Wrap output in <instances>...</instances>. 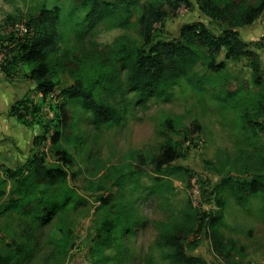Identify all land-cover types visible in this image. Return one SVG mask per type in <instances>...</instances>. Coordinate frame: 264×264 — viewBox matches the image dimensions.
<instances>
[{
	"label": "rangeland",
	"instance_id": "obj_1",
	"mask_svg": "<svg viewBox=\"0 0 264 264\" xmlns=\"http://www.w3.org/2000/svg\"><path fill=\"white\" fill-rule=\"evenodd\" d=\"M80 2L0 0V61L2 57L10 56L3 48L5 28L23 35L28 31L30 17L41 5L48 8L57 5L60 35L52 56L62 57L67 53L69 67L68 72L60 74L56 88L43 98L40 92H34L33 81L18 77L8 81L0 70V79L7 81V99L3 105L19 93L20 96L27 94L40 104L37 118L49 121L55 116L54 107L61 101V96L57 95L61 87L71 84L76 76L84 79L99 72L102 75L108 72L102 80L108 86L112 84L113 88H102L99 84L97 89L103 98L115 103L122 111L118 121L99 124L91 112L76 100L66 102L68 139L63 141V145L69 149L73 162L64 166L68 171L66 181L49 188V192L66 195L75 191L85 200L75 204L70 200L45 224L32 222L30 215L16 210L0 213V264H94L104 253H118L115 240L104 246L95 236L96 228L106 214L100 207L98 195L101 192L112 195L111 211L121 202H129L135 213L132 232L120 238L123 248L119 253L124 256V264H170L162 257L163 246L160 244L163 229L169 224L181 228L187 252L202 256L210 264H227L214 252L208 229L195 235L192 228L196 223L189 227L188 224L193 222L196 212L216 210L215 198L209 190L229 169L227 157L229 160L236 157L235 161L240 163L253 151H258L243 128L244 105L233 106L229 98L233 99L230 90L236 88H239V95L245 93L257 98L256 88L264 91V82L256 88L252 84L247 58L227 59L226 68L205 85L181 78L168 86L160 97L147 94L140 99L128 87L126 71L114 62L112 54L119 40L129 44L141 41V30L132 23L135 15L130 18V24H121L117 15L94 22L78 33L76 29L85 11ZM8 15L12 17L8 19ZM20 16L22 21L18 20ZM261 16L238 29L245 40H257L262 44L257 51L264 76V25L260 23ZM194 20L204 21L213 30L218 28L216 21L193 5L182 4L176 15L155 24L156 33L163 37H177L181 27ZM253 29H257L255 33ZM216 59H224L223 50ZM204 71L201 63L195 65L194 72L201 74ZM111 74L113 79L109 83ZM11 87L17 91L14 95L10 92ZM255 115L264 121V114ZM31 116V113L26 114L27 118ZM55 118L49 121L47 135L55 129ZM27 126L28 132L21 134L12 127L3 131L0 128V167L21 165L31 151L46 152L48 138L36 146L32 143L31 134L34 131L33 135L41 133V126L38 123ZM256 132L262 143V132ZM178 140L183 141L181 148L185 151V158L173 164L188 165L193 169L190 185H187V176L183 173L160 176L154 166L160 144ZM45 157L47 161L53 160L49 154ZM206 160H210L212 167H206ZM215 168H223V171L217 172ZM131 170L134 173H129ZM120 171L126 172L122 175V183L113 184V177ZM10 187V182L0 186V206L8 198ZM263 198L262 193H256L240 202L227 194L224 215L217 226L223 235L224 245L232 244L235 256L244 258L247 264H264ZM192 240H197V244L193 245ZM13 241L30 252L27 256L16 255L6 261V255H12L16 249Z\"/></svg>",
	"mask_w": 264,
	"mask_h": 264
},
{
	"label": "trees",
	"instance_id": "obj_2",
	"mask_svg": "<svg viewBox=\"0 0 264 264\" xmlns=\"http://www.w3.org/2000/svg\"><path fill=\"white\" fill-rule=\"evenodd\" d=\"M80 4L85 11L83 20L76 29L78 33H82L94 22L117 15L121 24H130L132 22L130 18L135 15L132 23L141 30V41L129 44L127 41L119 40L112 54L114 62L126 71L128 87L136 92L140 99L147 94L160 97L166 92L168 86L181 78L193 84L205 85L206 82L213 81L215 76L226 68L227 59L247 58L251 68L252 84L256 88L264 82L263 67L257 51L262 44L257 40H245L238 29L264 14V0H151L146 2L142 0H81ZM182 4L193 5L211 20L216 21L217 30L209 28L202 20H194L185 23L177 37H163L156 33L155 24L165 17L176 15ZM11 17L12 15L7 16L8 19ZM18 20L22 21V17L20 16ZM58 22L59 7L55 5L48 8L43 4L30 17L29 23L27 22L29 27H27V33L17 35L9 27L5 28L6 43L3 48L10 56L1 58L0 70L6 80L11 81L15 77L27 78L34 82V92H40L42 98L56 88L60 82V74L68 72L69 69L67 53H63L62 57L52 56L60 35L57 28ZM221 50L224 51V59L217 60L216 55ZM197 63L203 65L204 73L194 72ZM102 74L99 72L96 76L84 79L76 76L71 84L60 88L57 95L61 96V101L54 107L55 129L49 135L47 130L55 116L49 119L50 122L38 119L36 114L41 108L40 104L34 102L27 94L11 102L8 108L9 115L15 116L25 125L38 123L41 126V133L34 135L32 139L33 145L36 146L47 138L49 142L46 152L31 151L21 165L13 168L1 165L0 186L10 182L11 187L8 198L0 206V213L16 210L30 215L32 222L45 224L70 200H73L75 204L85 198L75 191L66 195H56L50 193L49 188L66 181L68 171L64 166L73 162L69 149L63 145V141L68 139L66 134L68 113L65 109L67 101L76 100L82 108L91 112L94 121L99 124L116 122L121 118L122 111L115 103L103 98L97 89L99 84L102 88H113L112 84L108 86L102 80L108 72L105 75ZM108 79L111 80L109 83H112V74ZM256 90L259 96L253 98L249 97V94L246 96L245 93L239 95V88L232 89L230 95L233 99L229 98V100L233 106L244 105L243 128L247 138L257 146L258 151H253L240 163L235 161L236 157L233 160L227 157L229 169H226L215 186L209 190L215 198L216 210L196 212L193 222L188 224L189 227L196 223V227L192 228V233L195 235L203 229H208L214 252L227 264H247V261L235 256L232 244L224 245L223 235L217 228L224 215L226 195L230 194L240 202L246 201L249 196L256 193H262L264 197V121L255 115L264 114V91L259 88ZM28 113L32 114L31 118L26 117ZM256 130L262 132V143L259 141L260 136ZM255 137L256 140L253 141ZM182 143V140L162 142L154 157V166L160 176L175 172L183 173L187 176V185H190L193 169L188 165L173 164L174 161L185 158V151L181 148ZM46 154L53 157V160L47 161ZM205 164L206 167H212L210 160H206ZM239 164L242 165L239 166ZM215 170L222 172L223 168H215ZM125 173L120 171L116 177H113V184H121L122 175ZM129 173L134 172L131 170ZM98 198L100 207L104 208L106 214L97 226L95 236L99 244L104 246H109L115 240L118 253H104L94 264H124V256L119 253V250L123 248L120 238L121 235L132 232L135 222L134 210L129 206V202H121L111 211L112 195L110 193L101 192ZM163 232L162 241H160L163 246L161 255L170 264H210L202 256L187 252L186 240L178 225H166ZM13 243L16 249L12 255H6V261H10L16 255L29 254L28 248L15 241ZM192 244L196 245L197 240H192ZM61 245L63 246L62 242Z\"/></svg>",
	"mask_w": 264,
	"mask_h": 264
},
{
	"label": "crops",
	"instance_id": "obj_3",
	"mask_svg": "<svg viewBox=\"0 0 264 264\" xmlns=\"http://www.w3.org/2000/svg\"><path fill=\"white\" fill-rule=\"evenodd\" d=\"M261 19L262 20L260 21V23L264 25V14L263 16H261ZM256 30L257 29H253L252 32L255 33ZM6 84H7V81L0 79V128L3 131L5 128L12 127L15 132L18 131L20 134L23 132L27 133L28 132L27 128L29 126L21 123L15 116L8 114V108H9V105L11 104V101L20 97L19 95L20 93L18 94L17 97H14L11 101H8L6 105H3V102L6 101L7 99L6 93H5V89L7 87ZM10 92H13V95H14V93L17 91L15 90V88L11 87ZM33 134H35V131L31 134L32 138L34 136Z\"/></svg>",
	"mask_w": 264,
	"mask_h": 264
},
{
	"label": "built area",
	"instance_id": "obj_4",
	"mask_svg": "<svg viewBox=\"0 0 264 264\" xmlns=\"http://www.w3.org/2000/svg\"><path fill=\"white\" fill-rule=\"evenodd\" d=\"M41 94V93H40Z\"/></svg>",
	"mask_w": 264,
	"mask_h": 264
}]
</instances>
